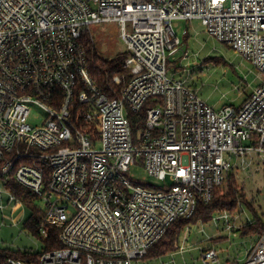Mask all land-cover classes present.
I'll use <instances>...</instances> for the list:
<instances>
[{
  "label": "built area",
  "instance_id": "built-area-1",
  "mask_svg": "<svg viewBox=\"0 0 264 264\" xmlns=\"http://www.w3.org/2000/svg\"><path fill=\"white\" fill-rule=\"evenodd\" d=\"M192 20L256 71L240 107L215 110L168 75L181 46L173 23ZM104 26L126 56L112 97L82 44ZM252 157L264 160V0H0V228L10 207L31 213L15 186L44 213L37 238L23 220L42 250L0 249V264H137ZM134 167L159 184L135 180ZM260 237L242 264H264ZM209 260L219 264L214 250Z\"/></svg>",
  "mask_w": 264,
  "mask_h": 264
},
{
  "label": "rangeland",
  "instance_id": "rangeland-1",
  "mask_svg": "<svg viewBox=\"0 0 264 264\" xmlns=\"http://www.w3.org/2000/svg\"><path fill=\"white\" fill-rule=\"evenodd\" d=\"M114 28L92 27L97 51L104 58L112 59L123 53ZM173 30L181 41V46L180 52L168 62V75L185 82L196 91L202 101L215 110L224 106L240 107L258 83L256 71L250 63L228 46L210 38L199 20L176 21L173 23ZM184 31L187 32L186 36L183 35ZM181 50L188 52V57L184 60ZM37 117L41 115L32 112L28 123L31 126L38 125L39 122L35 119ZM237 163L239 171L234 174L240 190L264 223V160L252 157L250 164L247 159L242 167L241 160ZM130 175L135 180L159 184L148 178L140 167H134ZM36 205L43 208L41 203ZM29 214L27 207H10L4 226L0 228V249L33 253L42 250V242L23 228V220ZM254 220L253 211L243 207L216 222H191L193 224L178 238L177 249L173 246L175 255L171 256L170 253L159 259H147L137 264H204L201 255L208 250L216 252L219 264H242L261 238L259 235H242L241 229L254 223ZM171 260L173 263H170ZM206 264L213 263L209 260Z\"/></svg>",
  "mask_w": 264,
  "mask_h": 264
},
{
  "label": "trees",
  "instance_id": "trees-1",
  "mask_svg": "<svg viewBox=\"0 0 264 264\" xmlns=\"http://www.w3.org/2000/svg\"><path fill=\"white\" fill-rule=\"evenodd\" d=\"M82 44L85 50L88 73L91 79L104 94L111 97L114 96L113 92L116 90L118 93L119 88H114L112 79L114 77L126 76V71L123 68V63L126 57L125 54H118L112 59L104 58L100 56L97 51L95 38L93 41V38L87 36L83 37ZM173 64L176 65V63ZM130 120L133 129L136 130L144 121V115L143 113L133 115ZM143 185L149 186L147 183H143ZM13 190L19 197L24 198V202L30 207L31 213L25 222V227L33 233L34 237L37 238L44 213L32 204V196L30 193L16 186L13 187ZM243 207L253 211L255 220L254 223L246 225L241 229L242 235H262L264 233V223H262L260 218L251 208L246 197L242 194L236 175L230 173L225 182L214 189L211 201L208 204L199 203L197 210L191 219L180 220L174 223L164 238L148 252L145 260L160 258L173 253L175 251L173 248L174 242L178 240L187 227L193 224L191 222L198 221L201 224H206L211 222L214 216L224 212L232 214ZM48 230L49 237L46 240V244L48 243V250L53 246V248H57L55 232L50 229Z\"/></svg>",
  "mask_w": 264,
  "mask_h": 264
}]
</instances>
